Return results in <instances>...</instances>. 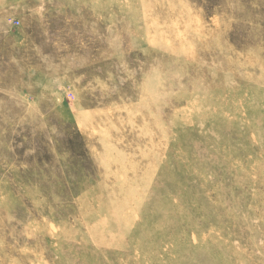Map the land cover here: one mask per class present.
<instances>
[{
    "label": "rangeland",
    "instance_id": "374dc122",
    "mask_svg": "<svg viewBox=\"0 0 264 264\" xmlns=\"http://www.w3.org/2000/svg\"><path fill=\"white\" fill-rule=\"evenodd\" d=\"M0 264H264V0H0Z\"/></svg>",
    "mask_w": 264,
    "mask_h": 264
}]
</instances>
